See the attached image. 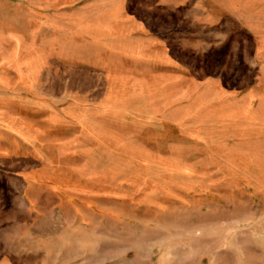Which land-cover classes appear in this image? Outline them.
<instances>
[{
    "label": "rangeland",
    "instance_id": "rangeland-1",
    "mask_svg": "<svg viewBox=\"0 0 264 264\" xmlns=\"http://www.w3.org/2000/svg\"><path fill=\"white\" fill-rule=\"evenodd\" d=\"M21 1L0 0V264H264V0H141L193 64L168 92L30 56L94 27L72 20L86 0ZM25 130L56 144L27 155Z\"/></svg>",
    "mask_w": 264,
    "mask_h": 264
},
{
    "label": "crops",
    "instance_id": "crops-1",
    "mask_svg": "<svg viewBox=\"0 0 264 264\" xmlns=\"http://www.w3.org/2000/svg\"><path fill=\"white\" fill-rule=\"evenodd\" d=\"M155 3L159 5L158 0H155ZM18 4H22L21 6L32 11L48 8L45 3L43 7V4L37 2V0H22ZM104 5H107L105 8L106 15L104 19H100L101 21L98 22L95 21L94 13H91L97 6H100L95 0H86L77 5L80 10L86 12L82 13L81 19L77 16L72 20H78L77 22L80 24L94 28L92 33L76 35L77 41L70 49L65 50L64 47L59 46V39L55 41V46L52 49H49L48 45L45 44L47 41H43L40 45L33 44V37H31V43L27 44V47L23 46V48H27L25 51H29V55L34 57L71 59L73 67H86L88 69H151L158 90L166 92L173 89L176 84L190 79L193 69L191 59L181 57L180 52L172 45L177 34L174 33V29L169 28L166 30L164 28L166 24L161 22L158 13L149 7L151 13L146 8L147 12L145 14V8L141 0H135L134 4L124 0L113 5L106 2ZM194 6H197L195 0H191L185 6H179V9L183 12V15H187L188 13L191 14V11L195 8ZM229 36L230 40L228 41H231V43L237 38L234 35ZM192 38V33H189L187 38L184 37L188 42H191ZM37 40L38 38L35 41L37 42ZM216 58H218L217 67L215 65V70L211 73L218 75L222 72L220 69H224V61L218 56ZM201 65L197 69H200ZM210 79H214V76ZM206 83L202 82L201 86ZM253 84L251 80L246 88L255 90L256 86L253 87ZM154 89H156V85ZM60 125L58 118L55 124L50 123L46 129L47 133L54 130L55 135L51 137L57 140L58 145ZM9 134L14 136L12 131H9ZM33 137L35 136H29L28 130H25L21 137L27 155L32 152L44 153V148L56 144L55 140L47 141L41 136L36 140Z\"/></svg>",
    "mask_w": 264,
    "mask_h": 264
}]
</instances>
